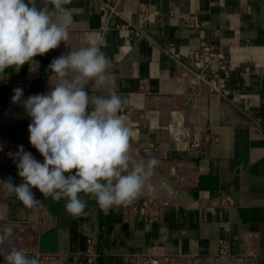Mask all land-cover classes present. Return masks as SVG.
<instances>
[{
    "label": "crops",
    "instance_id": "1",
    "mask_svg": "<svg viewBox=\"0 0 264 264\" xmlns=\"http://www.w3.org/2000/svg\"><path fill=\"white\" fill-rule=\"evenodd\" d=\"M43 4L36 0L38 8ZM65 7L73 12L69 40L34 57L38 67L13 66L0 76V181L23 183L15 158L20 145L43 163L22 143L19 127L31 123L23 101L57 83L51 61L100 46L112 80L86 90L124 98L120 116L128 107L147 113L144 125L127 122L134 133L129 170L156 158L153 191L106 211L80 193L87 206L73 216L64 199L33 188L42 202L26 208L0 186V231L12 229L0 251L87 264L94 238L99 264H128L139 254L264 264V0H71ZM203 42L227 52L231 70L222 93L205 91L194 103L186 54ZM21 82L29 92L13 103ZM193 140L201 142L194 150Z\"/></svg>",
    "mask_w": 264,
    "mask_h": 264
},
{
    "label": "clouds",
    "instance_id": "2",
    "mask_svg": "<svg viewBox=\"0 0 264 264\" xmlns=\"http://www.w3.org/2000/svg\"><path fill=\"white\" fill-rule=\"evenodd\" d=\"M69 3L71 0H44L38 8L36 0H0V76L13 66L19 71L28 64L31 70L36 64L34 57L69 40L74 22L72 10L65 7ZM109 66L100 46L71 50L49 65L57 80L51 91L23 101L31 118L29 141L43 163L18 146L16 166L23 183L14 185L8 179L0 181V186L26 208L42 202L35 198L33 188L55 201L64 199L66 211L73 216L82 214L87 206L80 193L95 199L106 211L153 191L151 177L159 164L156 158L129 170L134 133L118 114L126 100L115 92L90 96L86 90L90 84L95 88L110 85ZM13 91L12 101L17 103L23 89ZM11 235V228L0 231V248ZM0 255L6 264H40L38 256H29L22 249L11 248Z\"/></svg>",
    "mask_w": 264,
    "mask_h": 264
},
{
    "label": "built area",
    "instance_id": "3",
    "mask_svg": "<svg viewBox=\"0 0 264 264\" xmlns=\"http://www.w3.org/2000/svg\"><path fill=\"white\" fill-rule=\"evenodd\" d=\"M186 59L193 70V77L196 80V85L191 87L192 90L194 89L191 96L198 98L205 91L209 93H222L225 90L232 63L231 57L227 52L208 42H203L186 54ZM19 87L23 89V96L28 94L29 85L27 83L21 82L19 83ZM121 116L125 118L126 122H132L137 126L147 123V113L145 111L138 112L132 107L123 109ZM19 133L22 143L43 159L41 154L29 141L30 134L28 126H20ZM200 145L201 142L193 140L191 142V149H197ZM144 203H147V201L145 200ZM134 207L135 206H133L132 209H136ZM96 244L97 241L94 238L88 239L87 249L84 254L87 264H99L100 254L96 250ZM225 249L226 246L223 245L224 253ZM38 257L40 264H58L56 255L39 253ZM186 259L187 258L181 256L169 254H139L131 256L128 260V264H176L183 263Z\"/></svg>",
    "mask_w": 264,
    "mask_h": 264
},
{
    "label": "rangeland",
    "instance_id": "4",
    "mask_svg": "<svg viewBox=\"0 0 264 264\" xmlns=\"http://www.w3.org/2000/svg\"><path fill=\"white\" fill-rule=\"evenodd\" d=\"M221 260H206V259H193L192 261H184L183 263H176V264H215L219 263ZM223 264V262H222Z\"/></svg>",
    "mask_w": 264,
    "mask_h": 264
},
{
    "label": "water",
    "instance_id": "5",
    "mask_svg": "<svg viewBox=\"0 0 264 264\" xmlns=\"http://www.w3.org/2000/svg\"><path fill=\"white\" fill-rule=\"evenodd\" d=\"M192 100L194 101V103H197L198 99L197 98H193Z\"/></svg>",
    "mask_w": 264,
    "mask_h": 264
}]
</instances>
